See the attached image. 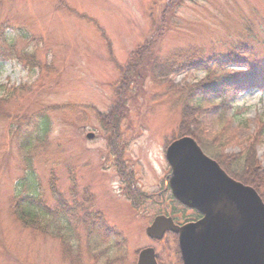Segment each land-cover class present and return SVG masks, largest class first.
Here are the masks:
<instances>
[{"label": "rangeland", "instance_id": "374dc122", "mask_svg": "<svg viewBox=\"0 0 264 264\" xmlns=\"http://www.w3.org/2000/svg\"><path fill=\"white\" fill-rule=\"evenodd\" d=\"M170 1L0 0V46L8 50L13 41L17 56H33L29 62L7 60L0 66V264H136L138 252L147 248L156 252L159 264H179L174 235L159 241L146 235L156 215L178 224L192 218L190 210L174 205L163 186L170 172L165 150L180 138L178 97L151 74H143L148 78L138 90L120 77L130 54L149 43L157 28L158 44L145 56L156 64L174 51L195 49L207 56L231 52L238 59L205 74L169 75L174 84L221 80L250 69L264 74V0H178V6L166 10L176 0ZM161 68L157 74L165 72ZM124 88L132 89L124 98L130 102L119 128L121 161L125 177L142 196L133 205L124 196V175L118 174L97 113L108 114L122 103L115 96ZM233 106L222 130L225 153L235 154L246 140L257 138L264 171V92H243ZM213 118L208 110L206 121ZM87 133L94 138L86 139ZM52 183L67 204L82 202L84 193L91 196L90 211L102 212L125 244L102 234L103 244L88 249L79 224L75 235L70 232L80 241L64 244L43 233L63 232L53 217L36 218L39 224L33 227L25 225L26 216L21 222L18 202L26 195L39 196L56 209ZM174 211H184L185 217ZM105 247L110 250L101 256Z\"/></svg>", "mask_w": 264, "mask_h": 264}, {"label": "trees", "instance_id": "16d2710c", "mask_svg": "<svg viewBox=\"0 0 264 264\" xmlns=\"http://www.w3.org/2000/svg\"><path fill=\"white\" fill-rule=\"evenodd\" d=\"M170 2H172V0ZM172 6H178V0L173 2L172 5L169 4L166 10H170ZM83 18L86 17L83 16ZM161 20L163 21V19ZM157 29L151 33L149 43V40L146 41L147 43H143V46L138 47L135 52L130 54L129 63L125 66L127 68H124L120 77L121 83L124 81L127 82L128 85L129 80L132 83V87H136V90H138L143 81L148 78L143 75L146 73L151 74V78L158 82V84L164 83L170 87L169 91L178 97L177 103L181 108V120L180 125L177 128L179 137L187 136L193 139L199 145L201 150L212 160L216 161L231 179L233 178L242 185L244 184L251 187L259 193L264 203V171L261 170L260 163L257 160L255 149V146L258 143L256 142L257 138L246 140L245 142L247 143L241 145V150L239 152L235 154H227V152L225 153L226 149L224 148V143L227 139L225 137L226 135L222 132V130L230 123L231 118H228L226 115L234 109L233 104L238 99L239 94L250 90L264 92V74H258L250 69L246 73L221 80L217 78H208L206 81L195 82V84L185 83L182 86L174 84L171 80H168L169 75L179 72L183 73V71H197L205 74L210 72L216 66L227 65V61L229 60L234 61L235 59H238L236 55L231 52L221 56H207L195 49L174 51L170 58L161 60L156 64L154 61L151 62V57L147 58L145 56L149 53L148 50L150 47L158 44L161 32H158ZM1 36L2 35H0V41L3 40ZM4 42L5 39L3 43ZM13 45L14 43L12 41V44L7 47L9 51L0 46V66L7 62V60L28 61V59H32V55L28 56L25 53H20L17 56L12 49ZM161 67L165 69V72L157 74ZM163 68H161L160 71L163 70ZM131 89L127 90V88H124L123 91H118L115 99L116 97L117 99L123 98L120 99L122 103H117L115 106H112V108L109 109L108 114L101 112L97 113L100 123H102L104 128L103 131L107 134L109 151L111 150V153L115 158V165L118 168V174L121 176L124 175L123 180L127 185L126 191H124V196L130 199L133 205L136 200L142 202V196H139V194L136 193L137 190L131 185L132 179L130 176L129 178L125 177V167L121 161L122 147L119 144L121 137V134L119 133L120 123L121 120L125 119L127 116V103L130 102V98L126 99V101L124 98L128 96ZM170 92H167L166 95L170 94ZM208 110L213 111V120L206 121ZM214 126L217 128L214 129ZM50 186L52 199L56 203V209H50L44 202H42L39 196L30 197L26 195L18 202L21 205V211H19L20 214H17L20 215L19 219L21 222L23 221L22 215L27 217V220L25 221L26 226L33 227L38 222L35 221L36 218L53 217L56 222H58V225H55L57 227L61 226L58 229L63 230L65 233L58 229L57 230L60 232L58 234L48 229L47 231L44 230L43 233L48 234L57 240L60 239L64 244L70 243L71 241L76 243L80 241V239L73 237L70 232L71 230L75 235L74 229H77V224H79L83 229V232L87 234L86 244L88 249H91L92 247L99 248L103 244L100 243L99 239V237H102V234L103 237L105 236L110 239H113L114 237L109 236H115L119 244H125L122 235L116 230L108 227L106 221H104L102 213L90 211L89 207L93 202L91 196L85 195L84 193L82 196V202L78 203L73 201L72 204H67L63 199V195L58 192L59 190L54 187L53 183ZM71 192L74 198V191L71 190ZM129 194L132 196L130 197ZM174 205L176 207H182L175 202ZM184 209L185 208L183 207L182 210ZM78 212H81L82 214L78 216ZM178 212L185 217L184 211H174V214ZM182 216L180 218H182ZM191 217L192 218L189 220H185L184 223H190L191 221L200 219L199 215L195 212H192ZM104 232L112 233V235L106 236L104 235ZM108 249V247H105L99 254L102 256V252H107ZM177 255L179 258V252ZM107 262L109 263L111 261L108 260ZM178 262L179 264H182L180 258ZM157 263H159V258Z\"/></svg>", "mask_w": 264, "mask_h": 264}, {"label": "water", "instance_id": "95a60500", "mask_svg": "<svg viewBox=\"0 0 264 264\" xmlns=\"http://www.w3.org/2000/svg\"><path fill=\"white\" fill-rule=\"evenodd\" d=\"M165 153L172 196L202 218L177 226L171 217L158 215L146 228L148 238L176 235L182 264H264V203L259 194L231 179L190 137L176 139ZM138 253L136 264H158L152 248Z\"/></svg>", "mask_w": 264, "mask_h": 264}]
</instances>
